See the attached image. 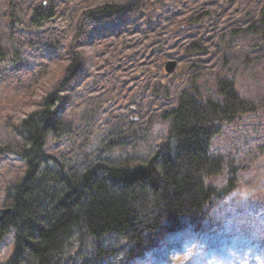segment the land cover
I'll return each mask as SVG.
<instances>
[{"label":"rangeland","instance_id":"rangeland-1","mask_svg":"<svg viewBox=\"0 0 264 264\" xmlns=\"http://www.w3.org/2000/svg\"><path fill=\"white\" fill-rule=\"evenodd\" d=\"M107 5L122 10L87 15ZM36 11L54 16L38 24ZM263 19L264 0H0V46L9 54L0 67V146L17 142L14 127L51 97L71 128L49 141L50 154L145 157L167 141L162 114L184 91L218 98V79L232 80L263 108L225 126L213 144L241 168L235 200L221 203L232 212H218L223 235L197 241L166 231L158 251L165 260L152 253L137 264H257L264 257ZM23 172L17 153L0 157V209ZM13 248V234L0 239V264ZM122 258L112 264H128Z\"/></svg>","mask_w":264,"mask_h":264},{"label":"trees","instance_id":"trees-1","mask_svg":"<svg viewBox=\"0 0 264 264\" xmlns=\"http://www.w3.org/2000/svg\"><path fill=\"white\" fill-rule=\"evenodd\" d=\"M121 10L107 5L87 15L96 19ZM53 16L36 11L35 22ZM262 24L264 30V19ZM8 55L0 46V67ZM217 93L215 98L198 89L184 91L162 114L169 124L167 141L145 157L83 150L73 158L50 154L49 141L71 127L51 109L54 99L45 98L43 109L14 127L18 141L0 146V157L15 152L24 166L5 198L13 212L0 226V239L13 234L14 248L3 264H112L121 256L137 264L152 253L164 261L158 251L166 231L197 241L214 233L220 238L218 215L232 212L221 203L240 189L241 168L215 154L213 144L225 126L259 113L263 105L248 102L226 78L218 79ZM236 201L234 211L242 212ZM260 242L264 246V238Z\"/></svg>","mask_w":264,"mask_h":264},{"label":"water","instance_id":"water-1","mask_svg":"<svg viewBox=\"0 0 264 264\" xmlns=\"http://www.w3.org/2000/svg\"><path fill=\"white\" fill-rule=\"evenodd\" d=\"M175 67H176V62H170L167 65V71H169V72L174 71ZM12 212H13V209L9 208V207H4V208L0 209V226L4 223L7 216L12 214Z\"/></svg>","mask_w":264,"mask_h":264},{"label":"snow or ice","instance_id":"snow-or-ice-1","mask_svg":"<svg viewBox=\"0 0 264 264\" xmlns=\"http://www.w3.org/2000/svg\"><path fill=\"white\" fill-rule=\"evenodd\" d=\"M255 259L257 261V264H264V257H261V256L258 255V256L255 257ZM244 264H247V261H245Z\"/></svg>","mask_w":264,"mask_h":264}]
</instances>
